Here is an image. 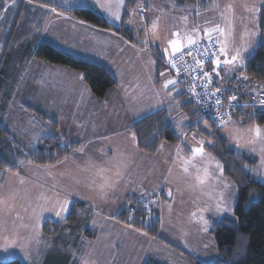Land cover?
I'll return each mask as SVG.
<instances>
[{"label": "crops", "instance_id": "crops-1", "mask_svg": "<svg viewBox=\"0 0 264 264\" xmlns=\"http://www.w3.org/2000/svg\"><path fill=\"white\" fill-rule=\"evenodd\" d=\"M0 2H2V0ZM256 2L259 3V0H256ZM18 4L20 7L19 12L16 14L13 22L8 23V21L5 20L9 10L4 16V12L0 10V13L3 12L2 16H0L3 17L0 19V45L4 43V41H1V37L4 38L6 36L7 39L11 37L9 43L8 40L6 41L10 45V47L8 46L6 49H15L18 45L25 48L26 45L24 42L26 40L39 43L38 40L40 37L38 39V34H34L33 31L35 27L30 24L32 22H16L18 21L17 18L22 16L21 13L23 9H40L49 14H51L53 10V8L42 6L34 2L29 3L27 0H16V3L12 5L11 8ZM73 6H76L74 1L71 2L69 8ZM260 7L262 8L264 5H260ZM54 10L57 12L56 15H53L54 17L63 18L66 16L65 20H68L74 25L71 29L73 35L71 39L66 40L65 44L67 48L63 50L71 55L80 53L79 58L100 64L109 69L116 81V89L109 101L104 102L98 100L91 94L85 83L78 79L81 74L62 67L43 64L33 59L22 60L24 52H20L18 55L16 54L18 50L16 52L13 50L15 58L10 61V65H14L17 69L23 65V71L21 73L18 71H9V73L4 75V79L1 78L0 73V99L3 97V101L9 102V108L11 110L19 112L21 107L28 106L27 110L36 113V116L39 117L37 122L41 130H47L44 122L46 118L55 120L57 125L55 135L61 139V141H66L68 143L78 142L80 143L78 149H83L82 151L76 149L70 158L54 166L41 167L30 163H21L17 172L0 175V201H3V203H0V235L4 233L6 238L9 236V239H16L17 241H19L21 237L31 239L29 253L30 257L32 256L33 258L26 260L25 252H21L20 255L18 254L17 256V260L21 261L23 264H55L57 258L61 259L63 264H74L72 257L77 245L61 243L66 239L59 241L56 236H44L41 231L44 222L61 224L63 221L58 220L51 212H44L43 215L40 216L37 230L35 232L33 231L32 226L36 222V214L41 211L40 206L48 202L45 199H41L42 195L52 200L56 199L57 194L68 195L70 201L69 209L71 204L75 201L84 203L89 206L92 211L94 208L93 204L95 208L101 209L113 206L116 207V214L129 199L138 195V198H140L141 192H144L145 195H149V193L155 195L164 188L168 192L171 190L174 197L175 194L182 190L189 189V187L181 183V176L183 177V175L179 170L176 157H174V159L169 157V162H167L164 167L167 174L163 177V167L155 164V160L158 158V152L155 155H146L140 152L136 147V143L131 141V133L129 131V127L133 122L149 115L147 114L140 118H135L138 113L135 108H138V105L136 103L137 101L134 102V97L136 98V95L144 91L142 90L143 86H141V89H137L138 85H143V83L140 84L138 82L141 77L138 69L141 64L145 65V67L147 66L149 56L152 57V48L157 49L160 53V50L167 45V42L162 41V45L155 43L153 47L147 46V49H144L142 46L143 44H134L114 31L102 30L86 23H80L81 21L59 10ZM172 18L170 14L168 21L171 30L175 29V24L178 22L177 17ZM257 22L259 23V13L257 14ZM186 28H188V26ZM95 33L116 39L97 40L93 38ZM21 37H23L22 40ZM15 39L18 40L13 43ZM86 39H92V41L87 43ZM259 39L264 41V32H260V29L256 35L255 46ZM20 41L22 44H18ZM122 47H124V51L128 54L126 61L133 60L134 63L136 61L137 64L133 66L126 61L124 62V60L122 62V57L119 56L122 52L120 51ZM21 68L22 67H20V69ZM144 72H141V74H144ZM2 73H5V71ZM234 77L235 76L228 79L227 83ZM227 83L226 87L229 86V83ZM155 88H160V85L156 84ZM152 97L153 99L149 103L158 100L156 95ZM5 105L6 104L2 105L0 101V123L5 119V114L1 112L2 108H4L3 113L7 110V106ZM166 107L167 105L158 108L156 111ZM37 110L44 113L49 111L50 114L44 115L41 112L38 113ZM33 113H31V117H34ZM115 123H117L116 127H119L121 123H123L124 126L119 131L109 128ZM38 125L33 126V128L38 127ZM3 126L6 127L5 125ZM61 127L65 128V131L62 136H59ZM105 129L107 133H98L100 130ZM85 134L90 136H86ZM48 135L49 132L47 131L45 136ZM42 138H40V141ZM117 153L122 156L121 171L124 173V180L121 182L118 190L114 194H110L107 199H90L94 193L90 191L88 186L91 185L93 180L97 181V183L102 182V176L107 178L113 175V166L108 164L107 161L112 159ZM90 164L94 165L91 169H89ZM98 168H106L110 169V171L101 173L100 176H97L95 173ZM169 169H171V174H169ZM169 178L172 182H169ZM21 181H23V183H21ZM128 181H131V183H127ZM219 187H222V185L218 186L217 190H219ZM209 195H215V193L212 192V188L202 189L197 193L188 194V202L192 203L194 200L198 203H195L198 206L210 207V205H214V201L209 199ZM169 199L163 202L170 203L172 198L169 197ZM68 212L65 213V218ZM115 214H113V216ZM113 216L109 219L115 223L112 220ZM222 217L224 216L215 217L205 215L209 223ZM118 225L119 224L115 226ZM120 226L121 225L118 227L126 228ZM189 226L186 227L187 233L188 231L191 232L190 230L196 229L195 225L193 226L189 223ZM26 228L31 231L28 232V235L24 234ZM197 231L199 234H193L195 241L198 242L196 246L200 244L199 247L202 248L201 254L207 256L205 263L198 262L200 264H206L215 254V242L208 232L205 234L198 229ZM133 236L136 237L135 235ZM97 238L98 233L96 232L95 238L91 241ZM35 239L38 242H33ZM79 240L80 239H78L77 242H79ZM149 240V246L151 248L153 241L151 239ZM210 240L212 242V248L210 250L213 254L211 257L206 249L203 248V245L207 244ZM114 248L118 249V245L114 244ZM195 250L198 252L197 248L194 249V252ZM5 252L6 251L1 247L0 255ZM184 253L191 257L193 256L188 252ZM79 256L80 254L78 255V261L81 259ZM149 256L151 255H143L140 264Z\"/></svg>", "mask_w": 264, "mask_h": 264}, {"label": "trees", "instance_id": "trees-1", "mask_svg": "<svg viewBox=\"0 0 264 264\" xmlns=\"http://www.w3.org/2000/svg\"><path fill=\"white\" fill-rule=\"evenodd\" d=\"M177 1L181 4L195 5L203 9L212 6L216 0ZM32 2L59 10L95 28L114 31L128 41L137 44L134 39V32L129 26L124 25L123 22L119 26H113L90 8L73 6L65 10L56 6L51 0H32ZM136 3L137 0H128V6L124 9L122 15L123 21L128 18L127 13L136 6ZM6 14L7 12H4L3 16ZM259 24L260 32L263 33L264 7L259 12ZM22 39L23 37H21ZM17 40L15 39L13 43L17 42ZM18 44H22L21 41ZM33 44L31 50L26 51L22 48L23 46L18 45L16 49L24 52L22 60L29 58L43 64L58 66L79 73L84 76L83 82L95 98L104 102L109 101L116 89V81L109 69L100 64L68 54L45 42H33ZM151 51L152 58L158 61L155 71L156 80H158L159 72L163 71L164 68L159 62L160 55L157 49L152 48ZM245 65L244 71L249 77L247 81L250 85H264V41L262 39H259L256 43L254 52L247 58ZM20 67L22 68L20 69ZM20 67L17 69L14 65H10L4 75L9 73V71L21 73L24 66L21 65ZM180 102L182 104L180 111L189 116V120L185 123L188 126H192L185 129L188 132V137L191 136L193 131H196L197 137L206 138L204 134L207 130L203 129V123L200 124L202 131H197L193 126L197 119V108L193 106L194 103L186 94L180 97ZM245 112L252 111H237L233 114L234 119L239 121L240 116ZM199 114L202 115L200 111ZM204 118L208 119L205 116ZM45 120L49 135L43 137L38 145L30 150L18 143L11 135V132L0 123V175L17 172L21 163H30L41 167L54 166L70 158L76 149L80 147L78 142L68 143L61 141L55 135L57 130L55 120L47 118ZM254 122L264 126V111L255 110L252 119L244 121V126ZM209 123H211L210 120ZM129 131L131 134L132 132L136 133V147L140 152L147 155H155L164 143L176 146L180 142L176 138L174 123L169 115L168 108H162L133 122L129 127ZM214 139L216 140L215 146H207V150L224 165L225 174L236 189V196L232 215L224 216L210 223L208 233L215 242V254L206 264H264V184L256 181L250 172L243 167L245 163L249 165V168L254 167L258 160L248 152L238 153L223 133L218 132ZM5 169H8V171H5ZM165 191L163 188L153 195L152 198L167 201L168 195ZM252 192L257 195L256 201L250 200ZM92 213L93 211L89 206L75 201L71 204L67 217L61 224L44 222L41 228L42 234L44 236H56L59 241L66 239L61 243L70 245L78 243L77 241L81 238L82 232L85 234L84 237L92 240L95 238L96 232L90 228L84 229V223L90 219ZM112 220L136 232L147 233L144 236L149 239L155 237V239H151L154 243H160L176 251L189 264H200L191 256L160 238L161 222L159 211L150 204V199L142 200L136 197L129 199L112 217ZM7 262H10V264H23L19 260ZM55 264H63V261L57 258ZM142 264L167 263L160 257L149 256Z\"/></svg>", "mask_w": 264, "mask_h": 264}, {"label": "snow or ice", "instance_id": "snow-or-ice-1", "mask_svg": "<svg viewBox=\"0 0 264 264\" xmlns=\"http://www.w3.org/2000/svg\"><path fill=\"white\" fill-rule=\"evenodd\" d=\"M31 2L32 0H29V3ZM15 3L16 0H2L0 2V10L7 12ZM96 4L109 17L123 22L121 10L127 8L128 0H96ZM260 5H264V0H259V3L256 0L248 3L246 0L243 4L245 11L249 14L247 19L250 26H244V30L239 36V44L235 43L233 22L231 16L228 15L232 13L233 5L229 4L225 6V11L221 12L225 22L224 26L219 23L203 28L200 25H195L191 29H177L170 33L167 38V45L159 53V62L164 70L159 72L158 81L153 79L158 61L151 56H149L147 61V69L150 73L149 82L152 83L153 89H155L156 83L160 84V91L156 92V96H166L169 115L176 113L173 123L176 138L180 141L175 147L176 160L181 162V170L185 175H190L189 167L196 169V186L204 185L209 179L214 180L211 188L215 195H209V199L214 201V210L217 214H231L233 211L232 199L236 196L234 185L229 183L225 174L224 165L206 150L207 146H215L216 140L214 137L218 132L223 133L237 150H247L259 157V163L255 167L249 168V165L245 163L243 166L245 170L260 175L261 170L264 169V127L255 122L249 127H244V121L252 119L257 104L259 107L264 108V85L252 86L247 89L250 101L244 103L242 107L244 109L251 107L253 111L242 114L239 121L234 119L232 113L240 97L232 94L227 96V101L225 102V89L223 87L224 83L233 76H235L237 85L249 79L244 71L246 67L245 54L250 51L254 38L260 29V24L257 22V14L261 11ZM146 7L144 4H139L128 12L129 19L127 23L132 24L136 17H139L141 22L146 23L144 15ZM217 7L219 6L217 5ZM53 11L55 10L53 9ZM196 15L199 16L200 13L197 12ZM2 18L0 17V19ZM158 19L157 17L156 20H153L150 29H145V36L151 31L154 38H159L157 32ZM181 19L186 22L188 17L184 16ZM80 23H83V21ZM142 46L147 49L148 41L145 40ZM78 79L83 81L84 76L80 75ZM182 85H187L186 90L181 87ZM186 93L190 94L194 101L193 106L197 108V119L193 126L197 131H202L200 124L203 123V129L207 130L204 134L206 137L204 139L198 138L197 132L193 131L191 144H186L188 132L185 129L186 127H192L185 123L189 120V116L180 111L182 108L180 97ZM200 107L215 111V116L212 117L211 123L203 115L199 114ZM131 141L133 143L136 141L135 132L131 134ZM186 147L190 149L187 155L184 154ZM82 150L78 149V151ZM197 162L203 166L197 167ZM107 163L113 166V175L107 178L102 176V182L100 183L95 180L92 181L88 187L94 195L90 199H107L110 194H114L118 190L124 180V173L121 171V154L117 153ZM209 166L215 169L214 173L209 171ZM92 167L94 165L90 164L89 169ZM5 171H8V169H5ZM108 171L110 169L98 168L95 175L100 176L101 173ZM169 174H171V169H169ZM127 183H131V181ZM221 185L222 187L217 190L218 186ZM144 195L145 193L141 192V196ZM168 196L170 198L173 196L171 190H169ZM41 199H45L48 202L41 205V211L36 214V222L32 226L34 232L37 230L40 216L44 212H51L58 220L64 221L65 213L69 210L70 201L68 195L57 194L55 200L42 195ZM0 203H3V201H0ZM152 203H155V201H152ZM93 207H95L94 204ZM168 207L171 210V204ZM209 210V207H205L201 211ZM193 219H196L195 213H193ZM197 222L201 226L200 231L206 234L210 229L209 221L201 215ZM141 235H147V233L142 232ZM151 239H155V237H151ZM30 245L31 239L26 237H21L19 241L16 239H5L3 250L7 251L9 248L19 247L22 252H25V259L30 260ZM205 247H208V244H205ZM0 264H10V262L0 261ZM83 264H87V261H84Z\"/></svg>", "mask_w": 264, "mask_h": 264}, {"label": "rangeland", "instance_id": "rangeland-1", "mask_svg": "<svg viewBox=\"0 0 264 264\" xmlns=\"http://www.w3.org/2000/svg\"><path fill=\"white\" fill-rule=\"evenodd\" d=\"M28 1L29 0H27V2ZM72 1L76 3V6H84V7L94 10L104 20H106L110 24H113L114 26H119L121 23L119 21L112 19L104 11H102L97 6L96 0H51V2L55 3L56 6H58L59 8L63 7L65 10L69 8ZM245 2L246 0H236V1L235 0H216L212 6L200 9L198 6H195V5L181 4L177 0H137L135 7H137V5L139 4H144L147 6L144 12V15L146 17V23L141 22L139 20V17H136L132 24L126 23L129 19V16H128V18L123 21V24L124 25L127 24L133 30L134 39L137 41L138 44H143V42L147 40L148 46L153 47L155 43H157L158 45H162L161 44L162 41L167 42V38L170 36V33L172 31H175L177 29H184L187 26H188L187 29H190L194 27L195 25H200L202 28L211 27L217 23L221 24V26H224L225 22L221 16V12L225 11L226 5L232 4L233 11L232 13L228 15H230L232 18V22L234 26V33H235V43L239 44L240 43L239 36L243 32L244 26L249 25V21L247 19L249 14L246 13L243 7V4ZM247 2L251 3L252 0H247ZM217 5L219 7H217ZM19 8L20 7L18 4L17 6H14L13 8L9 10L8 14L6 15V19H5L6 21H8V23L13 22L15 20L16 14L19 12ZM197 12L200 13L199 16L196 15ZM2 13H0V16H2ZM56 13L57 12L53 10H52V13L49 14L40 9H33V10L23 9L21 13L22 16L18 17L17 18L18 21L16 22H19V23L32 22L30 24H32L35 27L33 31L34 34L36 35L38 34V39L40 37V39L38 40L39 42L43 41L45 43L55 46L56 48L60 50H63L67 48L66 47L67 45L65 44L66 40L71 39L73 35L72 34L73 32L71 29L73 28L74 25H72V23L69 22L68 20H65L66 16H64L63 18L54 17L53 15H56ZM122 13H123V9L121 10V16H122ZM170 14L172 15L173 18L174 17L178 18V22L175 24V29L173 30H171V28L169 27L168 17ZM184 16L188 17V20L186 22L181 19ZM157 17L159 18L157 21L158 23L157 32H158L159 38H154L152 36L151 31L148 32L147 36H145V29L146 28L150 29L153 20H156ZM93 38L97 40L116 39V38H108L106 36L96 34V33L93 35ZM10 39L11 37H9V39H7L6 36L4 38L1 37V41H4V43L0 45V73H1L2 79H4V73L2 72L8 70L10 66L9 61L15 58V53H13V50H15L14 52L18 50L16 48L6 49L8 46L10 47V45L8 44ZM7 40H8V43L6 42ZM86 40H87V43L92 41V39H86ZM255 40H256V37L254 38L250 51L245 54V61L254 52L255 42H256ZM24 43L26 45L24 50L25 51L31 50V48L33 47V41L26 40ZM120 51L122 52L119 56L122 57V62L123 60L125 62L128 54L126 53V51H124V47H122ZM76 52L79 53L78 51ZM19 53L20 51H18V53L16 54L19 55ZM79 54L74 53L73 56H76L79 58L80 57ZM126 62H128V64H131L133 66L137 64L136 61L134 63L133 60H127ZM138 71H140V76H141L138 82L140 84L143 83V85H138L137 89H141V86H143L142 90L144 91L136 95V98L134 97V102L137 101L136 103L138 105V108L137 107L135 108V110H137L138 112L135 118L137 117L140 118L144 115L150 114L151 112L156 111L158 108H161L167 105L166 96H162L159 98L156 96L158 100H155L153 103H149L153 99L152 96L156 95V92L160 91V88L153 89L152 83L149 82L150 73L147 69V66L145 67V65L141 64ZM141 72H144V74H141ZM153 79L156 80L155 73L153 75ZM232 80L234 81L235 77ZM232 80H230L228 83L233 84ZM226 83H224L225 87H226ZM3 99L4 98L1 97L0 99L1 104L2 105L6 104L5 106H7V110L5 111V113H3L4 108L1 109L2 114H5V117H4L5 119L3 120L1 119L2 120L1 123L6 126V128L9 130V132H11V135L15 138V140L18 143L25 146L28 150L35 148L38 145L40 138H42L43 136L47 134V130H41L40 126L38 125L37 119L39 117L36 116V113L28 111L27 110L28 106L21 107V110H19V112L11 110L9 108L10 103L3 101ZM37 112L38 113L41 112L44 115L50 114L49 111L44 113L42 111L37 110ZM31 113L34 114V117H31ZM170 116L173 121V118L176 116V113H172ZM35 125H38V127L33 128V126ZM116 126H117V123L113 124L112 127H109V128H113L112 130L119 131L123 128L124 125L123 123H121L119 127H116ZM249 126L251 125H246L244 127H249ZM64 131H65V128L61 127L59 136H62ZM98 133L99 134L107 133V130L106 129L100 130ZM85 135L90 136L88 134H85ZM198 138L204 139L202 137H198ZM186 144H191V136L188 137ZM162 145L163 147H161V149L158 151V154H157L158 158L157 160H155V164L160 167L162 166L163 167L162 169L164 170L165 164L169 162V157L171 159H174L176 146H171L165 143ZM234 148L238 153L249 152L247 150H237L235 146ZM189 151L190 149L186 147L184 154L187 155ZM253 156L257 158L258 160L257 164H258L259 157L255 154ZM177 163L179 164V170L181 171L183 175V177L181 176V183L184 186L189 187V189H184L181 192L175 194L174 197L172 196L171 197L172 200L170 203L163 202L159 200L158 198L153 199L152 198L153 194L144 195V196H141L140 198H142V200L150 199V204H152L154 207L158 209L159 215H160V221H161V229L159 231L160 238L170 243L171 245L178 247L183 252H188L192 254L193 255L192 257L196 259L197 261L205 263L207 260V256L201 254L202 248L199 247L200 244L196 246V243L198 242L195 241V237L193 235L194 233L199 234V232L197 231V229L200 230V227H201L200 224L197 222L199 220V217L201 215H203L204 217L205 215L206 216L210 215V216H215V217L226 216V215L230 216L231 214L229 213L217 214L214 210V205H210L209 211L202 212L201 210L205 208L204 206L196 205L198 203L194 200L192 203L188 202L189 201L188 194L197 193L201 191L202 189H208V188L211 189V185L213 184L214 180L209 179L204 185L196 186V181H195V176L197 174L196 169L189 167L190 175H185L183 171L181 170V162L177 160ZM202 166L203 165L197 162V167H202ZM209 171L214 173L215 169L212 166H209ZM162 173H163V177L165 176V174H167L165 170ZM251 174L254 176V179L256 181L264 183V169L261 170L260 175H256L253 172H251ZM184 180H185V183H184ZM169 182H172L170 178H169ZM229 183L231 182L229 181ZM165 193L168 195V191H165ZM138 197L139 195L136 196V198ZM234 198L232 199L233 207L235 203ZM168 199H169V196H168ZM250 200H253V201L257 200V195L255 194V192H252V196ZM152 201H155V203H152ZM169 204H171V210L168 207ZM115 208L116 207H113V206L108 207V208L105 207V209L95 208V207L93 208L92 216L86 223H84V226H85L84 229L90 228L93 231H96L98 233V238L94 241L88 240L86 237H84L85 234L82 232V236L78 244H76L77 246L74 250V254L72 257L74 264H83L84 261H87V264H140L143 258V255H146V256L151 255V256L160 257L167 264H189L186 260H184L183 256L179 255L176 251L163 246L160 243L157 244V243L151 242L152 247L150 248L149 238H147L144 235H141V233L133 231V230H129L123 227L119 228L118 227L119 225L115 226L117 224L113 223L111 219H109L111 218V216H113V214H115L116 212ZM97 213L99 214L97 215ZM193 213L196 214V219H193ZM189 223L192 224L193 226L195 225L196 229H193L194 231L190 230L191 232L188 231L187 233L186 227L189 226ZM28 232H31V231L26 228L24 234L28 235ZM133 235H135L136 237H134ZM5 238H6V235H4V233H1L0 248L1 247L3 248ZM6 239H9V236ZM35 241L37 240L35 239L33 242ZM209 242H211V240L208 241L207 243L208 247H205V244H204L203 248L206 249V251L210 254V257H211V255H213L212 251L210 250L212 248L211 246L212 242L211 243ZM114 244L118 245V249L114 248ZM196 248L198 249V252H196V250L194 252V249ZM21 252L22 251L20 250L19 247L9 248L5 253L0 255V260L1 261H7V260H12V259L17 260L18 258L17 256L18 254L20 255ZM79 254H80L79 257L81 259H79L78 261ZM32 258L33 257L31 256V259Z\"/></svg>", "mask_w": 264, "mask_h": 264}, {"label": "built area", "instance_id": "built-area-1", "mask_svg": "<svg viewBox=\"0 0 264 264\" xmlns=\"http://www.w3.org/2000/svg\"><path fill=\"white\" fill-rule=\"evenodd\" d=\"M223 87L225 89V95H224L225 102L227 101V96H229V95L236 94L240 97L239 101L235 104V110L233 111L232 114H234L235 112L240 111V110L253 111L251 107H249L248 109H244L242 107V105L244 103L250 101V95H249V92L247 91V89L252 87V86L250 85V83L248 81H242L239 85H237L236 80H234L233 84H229V86H227V87H225L223 85ZM182 88L186 90L187 85H182ZM186 95L194 103L190 94L186 93ZM252 103H255V102H252ZM255 110L264 111V108L259 107V105L257 104L255 107ZM199 111L201 112L202 115L207 117L210 121L212 120V117L215 116L214 110L205 109L203 107H200Z\"/></svg>", "mask_w": 264, "mask_h": 264}]
</instances>
